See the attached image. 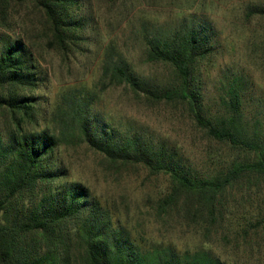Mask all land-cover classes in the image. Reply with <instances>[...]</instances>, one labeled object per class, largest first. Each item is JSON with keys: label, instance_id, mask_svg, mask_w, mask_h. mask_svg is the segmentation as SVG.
<instances>
[{"label": "trees", "instance_id": "obj_1", "mask_svg": "<svg viewBox=\"0 0 264 264\" xmlns=\"http://www.w3.org/2000/svg\"><path fill=\"white\" fill-rule=\"evenodd\" d=\"M23 1L42 10L63 53L83 39L84 20L70 15L79 0H0V23L8 25L9 7ZM242 12L264 24V1ZM141 36L146 59L171 66L173 80L137 73L109 47L93 87H63L50 101L37 91L47 74L31 47L0 32V264H252L264 234V112H246L244 69L224 71L227 85L211 104L199 71L218 42L211 20L143 25ZM118 85L149 102L184 103L228 152L199 168L145 128L112 124L95 103L97 90ZM89 154L113 174L140 167L165 183L148 193L146 211H122L119 200L109 204L72 176L74 157Z\"/></svg>", "mask_w": 264, "mask_h": 264}, {"label": "rangeland", "instance_id": "obj_2", "mask_svg": "<svg viewBox=\"0 0 264 264\" xmlns=\"http://www.w3.org/2000/svg\"><path fill=\"white\" fill-rule=\"evenodd\" d=\"M258 1L264 0H79L70 7V15L84 20L83 28L79 29L83 39L77 40L66 54L52 44L50 34H46L47 21L42 10L29 1L12 3L9 24L0 23V32L21 37L31 47L47 74L45 91H37L47 93L52 101L63 87L75 84L93 87L109 47L114 48L113 58L120 55L137 73L173 80L171 66L146 59L141 28L143 25L149 31L155 26L174 28L183 18L203 15L214 23L218 39L209 60L200 64L204 98L208 97L212 104L227 85L224 71L241 67L248 78L245 106L251 115L256 110L264 112V62L257 58L263 49L264 24L256 18L247 22L242 11L246 4ZM97 92L99 99L95 107L109 122L117 126L128 122L145 128L154 137L178 145L199 168L206 167V159H216L213 155L220 157L228 152L196 124L184 103L149 102L136 97L124 85ZM74 159L72 176L84 179L109 204L113 199L119 200L122 211L138 208L146 211L148 193L165 183L164 177H150L140 167L113 174L104 170L94 160L99 158L91 154ZM158 225L154 227L160 229ZM257 241L261 249L254 248L251 262L264 264V234Z\"/></svg>", "mask_w": 264, "mask_h": 264}]
</instances>
